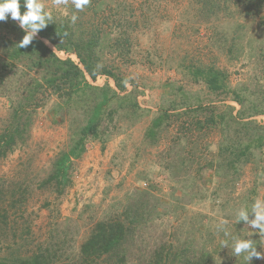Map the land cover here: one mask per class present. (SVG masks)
Returning <instances> with one entry per match:
<instances>
[{
  "label": "rangeland",
  "instance_id": "rangeland-1",
  "mask_svg": "<svg viewBox=\"0 0 264 264\" xmlns=\"http://www.w3.org/2000/svg\"><path fill=\"white\" fill-rule=\"evenodd\" d=\"M42 3L71 49L35 39L82 68L73 50L93 46L98 79L88 81L97 88L51 92L52 69L34 63L44 50L14 57L26 32L10 18L0 22V135L14 109L36 96L22 106L24 139L0 157V261L71 264L97 224L121 220L134 198L159 212L151 243L160 232L172 240L179 226L174 239L187 235L189 247L211 252L210 264H247L232 252L233 237L264 252V237L235 219L237 208L264 200V111L247 115L264 106V0H90L83 11L70 0ZM204 67L219 68L227 89L213 91ZM97 109L96 136L72 158L71 182L61 187L51 179L54 163Z\"/></svg>",
  "mask_w": 264,
  "mask_h": 264
},
{
  "label": "trees",
  "instance_id": "trees-1",
  "mask_svg": "<svg viewBox=\"0 0 264 264\" xmlns=\"http://www.w3.org/2000/svg\"><path fill=\"white\" fill-rule=\"evenodd\" d=\"M24 11H26V9L23 7V0H21V12L23 13ZM60 26L63 25L56 21H52L46 28L41 30L39 34L42 37L50 38L58 51H67L68 49H71L68 44L71 43L70 40L72 37H67L64 34L65 30ZM61 37H65V40L61 41ZM92 47L93 46L85 47V50H81L80 48L73 50L76 51L83 68L72 58L61 59L58 57L55 52L51 51L45 42L40 39H34L26 48H20L18 44L17 48L14 50L16 54L14 57L21 58L33 53L38 54L37 48L44 50L45 54L40 55L39 59L34 63L38 66L42 67L45 65L52 69V72L46 78L45 83L47 88L52 90L51 92L60 95L64 85L78 89L81 88V85L89 88H97L88 81V76H90L92 80L98 79V72L94 67L95 58L92 56ZM48 53H50V56L49 58H45V63L42 60V57ZM36 58L37 57H35L34 60ZM204 68L205 69H198L203 73L205 82L213 91L227 89L226 75L223 74L219 68ZM103 99L108 98L104 97ZM26 100H30L31 103L19 104L14 109L8 129L4 134L0 135V157L6 155L11 149H13L19 140L24 139L26 124L23 122V119L26 110L23 109L22 106L35 105L36 96L30 95ZM237 101L241 100L238 99ZM102 105L103 103L100 107H102ZM263 108V105L256 104L254 106V112L248 113V117H251L256 113H261L260 111H264L262 110ZM242 111L243 110L241 109L240 115L243 114ZM99 116L100 110L97 109L94 111L87 125L82 128L79 137L73 140L72 146L68 152L62 153L54 163V170L51 179H54L59 186L64 187L71 182L69 173L71 160L73 157H78L84 152L86 138L89 135L96 136L97 124L100 119ZM246 125H253V121L249 120ZM261 137L262 135L260 134L256 135L250 142V145L253 144L252 142H260L259 140ZM242 152H244V150H242ZM131 206H134L131 208V211L129 208H126V210L120 215L122 217L121 220L116 219V216H112L108 220L99 222L93 229L90 237L83 243L79 252L80 256L75 258L77 260H73L72 258L71 260L74 262L72 261L71 264H103L102 259L104 258L114 261V264H210L212 258L211 252L209 255L208 250L203 247L197 249L195 243H193L192 247H189L190 242L187 235L184 241L174 239L182 232L180 231L181 227L179 226H176V228L171 230L173 236L172 240L165 239L166 232H160V235L156 237V240L151 243V238H149L150 229L148 227L153 223L155 216H159V212L153 213L149 208L136 204L135 198L134 201L131 202ZM22 263L40 264L41 261L38 257H35L31 261L24 259L22 260ZM0 264H3V262L0 261Z\"/></svg>",
  "mask_w": 264,
  "mask_h": 264
},
{
  "label": "clouds",
  "instance_id": "clouds-1",
  "mask_svg": "<svg viewBox=\"0 0 264 264\" xmlns=\"http://www.w3.org/2000/svg\"><path fill=\"white\" fill-rule=\"evenodd\" d=\"M56 6L66 5L69 0H54ZM71 5L77 11H83L90 3V0H70ZM23 7L26 9L21 12V0H0V22L7 21L9 18L18 23L19 27L26 32L23 39L19 42L20 48L28 47L35 39L37 34L54 21L52 14L45 10L42 0H23ZM77 15L71 16V22L75 23ZM64 52V51H62ZM77 63V62H76ZM250 213L254 218H250ZM236 223L245 222L252 230L258 231L261 237H264V200L254 199L250 208L241 206L235 210ZM224 231L225 237H230V233L224 228L223 223L220 226ZM222 246H230L228 240L222 241ZM232 252L241 257L243 255L247 264L256 259H264V252L258 251L251 239L232 238Z\"/></svg>",
  "mask_w": 264,
  "mask_h": 264
}]
</instances>
